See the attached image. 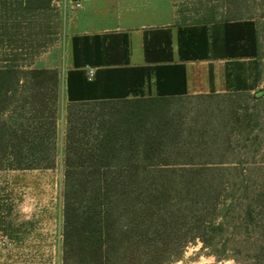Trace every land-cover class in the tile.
<instances>
[{
  "label": "trees",
  "instance_id": "16d2710c",
  "mask_svg": "<svg viewBox=\"0 0 264 264\" xmlns=\"http://www.w3.org/2000/svg\"><path fill=\"white\" fill-rule=\"evenodd\" d=\"M51 1L0 0V42H15L17 25H25L22 43L10 48L20 49L11 53L25 60L23 68L0 65V112L8 107L20 111L9 125L0 121V157L4 158L5 169H41L53 164L50 150L56 133L58 71L30 67L31 61L25 58L47 44L41 36V27L49 26L47 20L55 25L59 22L57 12L49 13ZM44 10L41 26L38 15ZM9 20L13 30L7 28ZM224 23L222 44L214 38L209 42L205 28L179 29V57L202 59L213 48L229 57L249 58L246 64L232 62L226 82L231 87L229 92L254 90V97H258L262 90L255 88V81L261 77V50L255 23L242 18L226 19ZM71 46L73 68L65 77L69 102L62 264H167L179 256V244L200 241L202 247L214 249L215 239L225 227L235 228V234L242 231L247 236L242 242L248 236H257L255 251L260 256L263 230L252 223V206L259 202V194L244 192L240 207L234 202L224 207L226 197L222 196L219 177L207 168L211 166L154 155L153 139L164 130L165 119H146L149 115L143 111V103L146 96L155 100L179 97L166 96L160 85V76L168 65L139 68L142 73L135 75L133 87L121 96L93 98L98 82L95 77L89 80L82 67L102 63L104 39L98 35L72 36ZM165 49L170 57L169 42ZM123 51L126 59V39ZM150 73L155 76V95H145L141 88ZM248 75L253 76L250 84ZM130 103H135L133 108L125 109L124 105ZM233 209H237L240 227L230 224L228 212ZM228 243L225 245L240 250Z\"/></svg>",
  "mask_w": 264,
  "mask_h": 264
},
{
  "label": "rangeland",
  "instance_id": "374dc122",
  "mask_svg": "<svg viewBox=\"0 0 264 264\" xmlns=\"http://www.w3.org/2000/svg\"><path fill=\"white\" fill-rule=\"evenodd\" d=\"M174 1L185 11L184 19L191 21L253 20L261 50V80L256 89L260 88L262 94L254 97V90H249L162 100L146 96L143 111L149 118H145L165 119L164 130L153 139L154 155L158 158L192 159L211 166L207 168L213 169L211 171L219 177L222 196L226 197L224 207L230 202L239 203L240 207L244 192L259 194V202L252 206V223L256 229L263 230V252L260 256L256 254L257 236H248L247 241L242 242L247 236L241 230L235 234V228L225 227L215 239L214 249L202 247L200 241L183 246L179 244L176 247L179 256L167 264H264V0ZM57 2L51 1L52 11L49 13L59 14L58 24L47 20L49 26L41 27V36L47 44L25 57L31 61L30 67L55 68L58 71L56 133L50 150L53 164L41 169H5L4 158L0 157V264H62L64 148L69 102L65 77L71 49L65 26V0ZM44 15L45 10L38 15L41 26ZM10 26L9 20L7 28L13 30ZM24 26L17 25L15 42L6 39L0 42V65L23 68L25 60L20 59L19 54L13 56L11 53L21 52L20 49L10 51V48H18L22 43ZM134 104H126L124 108H133ZM10 108L0 112V121L5 124L20 114L19 110ZM236 211L230 210L228 217L231 226L240 227ZM23 215L28 217H21ZM25 223L30 226L37 224L39 232L25 229V235H10L17 229L21 230L20 225ZM227 241L239 246L240 250L235 251L232 245H225ZM215 254L221 257L216 258ZM224 254L228 255L223 257Z\"/></svg>",
  "mask_w": 264,
  "mask_h": 264
},
{
  "label": "crops",
  "instance_id": "0c3cea01",
  "mask_svg": "<svg viewBox=\"0 0 264 264\" xmlns=\"http://www.w3.org/2000/svg\"><path fill=\"white\" fill-rule=\"evenodd\" d=\"M75 1H79L81 6L74 7ZM64 8L71 49L68 69L73 68L72 36L98 35L104 39L102 63L87 65L95 68L94 77L98 82L93 98L123 95L132 86L135 75L142 73L139 68L154 65H168L160 76V85L166 96L229 92L231 87L227 86L226 73L233 66L232 62L240 61L246 64L250 60L229 57L213 48L209 49L205 58L180 59L179 29L199 31L205 28L209 42L214 38V41L222 44L226 19L208 22L184 19L185 11L180 9L174 0H65ZM125 39L128 48L126 59L123 51ZM145 39L149 49L148 56L145 54ZM168 42L171 47L170 57L165 49ZM85 68L86 66L82 67L83 70ZM252 80L253 76L248 75L247 83H252ZM260 80L261 77L255 84ZM141 88L150 95L156 94L153 73H150L149 78L144 77ZM182 91L184 92L179 93ZM20 229L10 235H25V229H33L34 233H38L40 227L37 224L30 226L25 223L20 225Z\"/></svg>",
  "mask_w": 264,
  "mask_h": 264
},
{
  "label": "built area",
  "instance_id": "2783aa9c",
  "mask_svg": "<svg viewBox=\"0 0 264 264\" xmlns=\"http://www.w3.org/2000/svg\"><path fill=\"white\" fill-rule=\"evenodd\" d=\"M56 4H58L57 0H55ZM81 3L79 1L74 2V7H80ZM85 74L89 80H91L95 75V68L92 66H86Z\"/></svg>",
  "mask_w": 264,
  "mask_h": 264
}]
</instances>
